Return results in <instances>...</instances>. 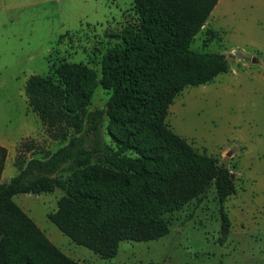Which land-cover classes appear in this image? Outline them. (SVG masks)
Segmentation results:
<instances>
[{
    "label": "trees",
    "instance_id": "16d2710c",
    "mask_svg": "<svg viewBox=\"0 0 264 264\" xmlns=\"http://www.w3.org/2000/svg\"><path fill=\"white\" fill-rule=\"evenodd\" d=\"M217 2L133 0L137 23L105 50L100 75L56 48L47 54V73L30 75L24 93L31 111L64 143L41 156L18 155L17 173L0 180V264H82L19 206L14 196L21 193L60 190L48 219L73 243L112 259L123 240L168 234L170 214L214 189L224 241L230 231L224 203L236 191L232 169L166 121L184 88L230 70L225 54L191 48ZM98 84L108 94L105 107L89 109ZM6 157L0 144V176Z\"/></svg>",
    "mask_w": 264,
    "mask_h": 264
},
{
    "label": "rangeland",
    "instance_id": "374dc122",
    "mask_svg": "<svg viewBox=\"0 0 264 264\" xmlns=\"http://www.w3.org/2000/svg\"><path fill=\"white\" fill-rule=\"evenodd\" d=\"M217 11L220 17L208 24L216 36L206 41L199 34L191 48L225 54L230 71L184 88L166 121L199 151L232 169L236 191L224 203L229 233L219 242L221 218L211 189L203 201L193 200L169 215L165 236L123 240L114 258L102 259L48 219L60 190L14 196L55 245L84 264H264V53L254 49H264V0H221L212 16ZM136 23L133 0H0V138L11 143L23 136L10 148L2 181L17 173L18 155L41 156L64 143L26 106L25 83L30 75L47 73V54L56 48L100 75L105 50ZM107 98L98 84L88 108H104ZM27 130L32 134L24 136Z\"/></svg>",
    "mask_w": 264,
    "mask_h": 264
},
{
    "label": "crops",
    "instance_id": "0c3cea01",
    "mask_svg": "<svg viewBox=\"0 0 264 264\" xmlns=\"http://www.w3.org/2000/svg\"><path fill=\"white\" fill-rule=\"evenodd\" d=\"M220 1L221 0H218V2H217V4L215 5V7L213 8V10L211 11V13H210V15H209V17L210 16H212V12L214 11V9L216 8V6H218V4L220 3ZM226 2V1H225ZM221 14V12L220 11H217L216 13H215V15H213L212 16V18H211V20L209 19V17L207 18V20H206V22H205V24L203 25V27H202V29L199 31V33L196 35V36H198L199 34H200V37L202 36V37H204L205 38V40L206 41H209V40H211L212 38H214L215 36H216V32H217V30H214V29H212V27L211 26H209L208 24L209 23H213L215 20H217L218 19V17H220L219 15ZM202 34V35H201ZM196 36H195V38H196ZM195 38L193 39V41L195 40ZM193 41H192V43H193ZM191 43V44H192ZM254 49H256L257 50V52L258 53H261V54H263L264 53V49H263V47L261 46V45H254ZM195 50V49H194ZM197 51H199V50H197ZM256 58H254V61H256L255 60ZM230 71V70H229ZM233 74H237L238 73V71H237V69H232V71H231ZM216 77V76H215ZM215 79V78H214ZM213 79V80H214ZM212 80V81H213ZM211 81V82H212ZM209 83V82H208ZM25 94V93H24ZM173 103V102H172ZM26 106H27V102H26ZM170 107V106H169ZM27 108V107H26ZM168 112H169V110H168ZM168 115V114H167ZM26 134H28V135H31L32 133H31V131L30 130H27L25 133H24V136L26 135ZM23 136H20L18 139H16V140H13L11 143L9 142V141H7L6 139H4V138H0V144L2 145V146H4L6 149H7V157H6V161H5V166H4V170H3V172H2V174H1V176H0V180L2 181L3 179H4V176H5V171H6V168H7V166L9 165V162H8V159H9V157H10V148L13 146L14 147V145L16 144V142L20 139V138H22ZM184 138V137H183ZM186 139V138H185ZM187 140V139H186ZM190 143V142H189ZM30 157V156H29ZM13 166H14V164H13ZM14 168L17 170V168L14 166ZM13 173H15V172H12V174ZM20 206V205H19ZM21 207V206H20ZM22 208V207H21ZM23 209V208H22ZM27 213V212H26ZM28 214V213H27ZM29 215V214H28ZM35 221V220H34ZM38 225V224H37ZM39 226V225H38ZM231 228V227H230ZM44 231V230H43ZM46 234V233H45ZM57 246V245H56ZM60 248V247H59ZM61 249V248H60ZM62 250V249H61ZM63 251V250H62ZM64 252V251H63ZM67 254V253H66ZM67 255H69V254H67ZM72 255H74V254H72ZM97 255V254H96ZM70 256V255H69ZM70 257H72V256H70ZM73 259H75V260H77V261H79L80 263H82V264H84L83 262H81L80 260H78V259H76V258H74V257H72Z\"/></svg>",
    "mask_w": 264,
    "mask_h": 264
},
{
    "label": "water",
    "instance_id": "95a60500",
    "mask_svg": "<svg viewBox=\"0 0 264 264\" xmlns=\"http://www.w3.org/2000/svg\"><path fill=\"white\" fill-rule=\"evenodd\" d=\"M238 56L240 57V55L238 54Z\"/></svg>",
    "mask_w": 264,
    "mask_h": 264
}]
</instances>
